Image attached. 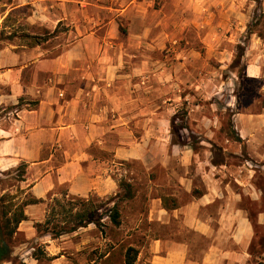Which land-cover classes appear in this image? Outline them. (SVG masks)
I'll use <instances>...</instances> for the list:
<instances>
[{
	"label": "rangeland",
	"instance_id": "rangeland-1",
	"mask_svg": "<svg viewBox=\"0 0 264 264\" xmlns=\"http://www.w3.org/2000/svg\"><path fill=\"white\" fill-rule=\"evenodd\" d=\"M54 1H0L1 63L18 64L19 69L23 66L18 78L26 87L52 85L55 77L36 71V60L26 61V56L20 59L14 54L27 51L42 55L43 67L49 68L53 59L70 49L72 38L80 31L99 38L111 37L124 50L119 64L124 73L125 100L130 102L135 97V104H140L126 111L142 115L139 121L127 120L125 124L126 143H137L139 157L118 162L112 155L102 154L112 167L110 173L118 191L103 198L95 194L86 198L100 208L97 218L104 225L100 229L92 224L96 228L94 240L98 243L102 235L108 238L102 247L93 244L87 252L92 263L86 264H99L106 251L112 252L109 264H125L129 245L142 242L141 237L130 238L129 234L136 227H151L147 214L152 186L149 181L156 175L154 171L162 169L164 174L166 164L178 171L187 169L182 168L184 163L191 164L193 174L198 164L224 166L240 180L248 179L253 171L250 180L263 195L260 202L244 196L242 206L249 210L256 231L251 249L253 263L264 264V226L257 221L258 212L264 210V163L258 156L264 150V123L259 116L264 113V0H140V7L131 6L126 11L132 0H64L58 11L62 16L59 23L50 21L52 12L59 9ZM41 3L50 19L45 18L46 22L34 18ZM110 50L116 52L114 47ZM253 66L261 76H253ZM134 69L140 76L132 75ZM9 88L0 86V93L7 94ZM23 100L21 107L32 104L30 98ZM16 107H0L2 126L18 117ZM149 112L151 120L146 116ZM153 115H157L156 120ZM173 117L177 119V137L186 141L185 146L175 143ZM241 135L248 141H237ZM186 148L195 155L191 162L184 161L180 154V149ZM20 166L0 169L1 196H15L17 205L28 194L22 183L27 170L21 177ZM225 173L232 177L227 170ZM122 182L131 185L133 198H127ZM237 185L235 190L243 194ZM56 193L55 198L62 203L69 200L66 187L58 188ZM52 200L45 203L47 211ZM115 203L125 219L123 232L117 231L108 217ZM40 243L29 240L19 230L12 240L15 251L34 248L32 254L36 250L44 253ZM116 243L121 246L116 248Z\"/></svg>",
	"mask_w": 264,
	"mask_h": 264
},
{
	"label": "crops",
	"instance_id": "crops-1",
	"mask_svg": "<svg viewBox=\"0 0 264 264\" xmlns=\"http://www.w3.org/2000/svg\"><path fill=\"white\" fill-rule=\"evenodd\" d=\"M61 1L64 0L54 1L59 9L52 12L51 20L45 16L43 3L34 18L59 23L62 16H58V11L64 4ZM139 1L132 0L124 11L131 6L140 7ZM87 33L80 31V35L74 36L70 49L53 59L49 68L43 67L42 55L27 51L14 54L20 59L26 56V61L36 60V71L55 77L52 85L26 87L18 78L23 66H5L0 57V86L10 87L7 94L0 93V107L16 106L25 98L37 103L33 108L18 109V117L10 122L5 120L6 126L0 123V169L8 171L26 164V180L22 183L27 193L46 202L57 197L60 187L67 188L68 197L88 198L95 194L103 198L116 193L118 184L110 173L112 167L102 154L112 155L118 162L136 159L141 154L137 143H126L125 139L127 120L139 121L142 115L126 111L139 108L140 104H135V97L130 102L125 100L124 73L119 64L124 56L123 47L118 48L111 37ZM113 47L116 52L110 50ZM253 67V76H261ZM136 72L139 70L134 69L132 75L140 76ZM150 114L146 116L151 120ZM156 116L152 119L156 120ZM259 116L264 123V113ZM240 138L248 141L244 135ZM180 154L186 162L195 157L189 148L180 149ZM258 156L264 163V150ZM190 165L184 163L182 168L187 169L178 171L166 164L164 174L162 169L154 171L156 175L149 181L152 186L147 214L151 227H136L129 234L130 238L141 237L142 241L129 245L139 251L135 264H254L251 249L256 231L249 210L242 206L244 196L260 202L263 195L250 180L253 171L248 179L240 180L224 166L198 164L193 174ZM236 182L243 194L235 190ZM25 212L28 220L18 230L29 240L41 242L46 255L35 259L34 248H18L15 255L25 264L92 263L88 250H92L93 244L102 247L108 242L103 235L98 243L94 240L96 228L92 224L58 238L39 236L35 225L45 222L46 204L29 205ZM257 221L264 226V210L258 212ZM124 225L122 216V226L116 230L123 232ZM120 246L117 244L116 248ZM111 256V251L102 253L99 264H109Z\"/></svg>",
	"mask_w": 264,
	"mask_h": 264
},
{
	"label": "trees",
	"instance_id": "trees-1",
	"mask_svg": "<svg viewBox=\"0 0 264 264\" xmlns=\"http://www.w3.org/2000/svg\"><path fill=\"white\" fill-rule=\"evenodd\" d=\"M35 45H39V43H35ZM23 101V99H20V103L16 108L21 109ZM36 104V102H32V104H28V106L32 108L35 107ZM176 122V117H173L171 119L172 135H174L175 143L177 145L185 146L187 145L186 141L177 137L178 133L176 132ZM236 140L241 141L240 138ZM19 169L21 177L25 176L27 165L22 164ZM120 185L126 189L128 195L127 198H133L130 191L131 185L123 182L120 183ZM14 197L15 196L8 194L1 196L0 193V264H25L19 255H15V249L12 246L13 237L17 233L19 225L23 221L28 220L25 208L29 205L46 203L45 200L37 199L28 193L22 203L17 205L13 201L15 199ZM99 210L100 208H98L95 202L90 198L69 197V200L65 203H62V201L58 198H54L50 209L47 211V218L45 222L36 224L35 228L37 229L39 236L51 235L53 238H58L67 233H73L82 227H87L90 224H95L101 229L104 225L101 223L102 219L97 218ZM108 217L114 227L119 228L122 226V214L119 210L118 203H115L109 210ZM60 223L63 224V226L60 225ZM138 254L139 251L136 248L129 247L126 252L125 264H135ZM42 256H45V254L40 250H36L33 253V257L35 259H41Z\"/></svg>",
	"mask_w": 264,
	"mask_h": 264
}]
</instances>
